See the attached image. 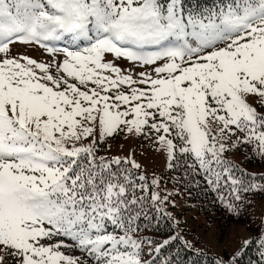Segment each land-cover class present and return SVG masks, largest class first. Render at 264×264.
I'll use <instances>...</instances> for the list:
<instances>
[{
  "label": "snow or ice",
  "instance_id": "6c2138e0",
  "mask_svg": "<svg viewBox=\"0 0 264 264\" xmlns=\"http://www.w3.org/2000/svg\"><path fill=\"white\" fill-rule=\"evenodd\" d=\"M122 132L202 177L229 214L264 194V175L229 158L248 146L264 161V0H0V264H181L163 255L174 242L199 264L159 177L99 154ZM165 217V238L143 235ZM254 244L248 264H264V231L215 264Z\"/></svg>",
  "mask_w": 264,
  "mask_h": 264
},
{
  "label": "rangeland",
  "instance_id": "374dc122",
  "mask_svg": "<svg viewBox=\"0 0 264 264\" xmlns=\"http://www.w3.org/2000/svg\"><path fill=\"white\" fill-rule=\"evenodd\" d=\"M56 46L62 47L63 44L58 43ZM12 51L13 54H27L38 61H47L51 58L39 45L29 46L17 43L12 46ZM118 64L126 70L134 69L136 72L142 70L138 65L133 66L132 62L123 59L118 61ZM98 151L99 153L103 152L105 156H128L131 154L141 165L138 171L143 172L149 178L159 177L161 195L173 193L170 199H175L178 205L177 207L169 205L168 210L172 211L175 218L180 221L179 230L182 235L194 243L197 248L227 259L243 238L251 236V231L243 223L234 221L227 227H223L216 219H209L206 213L197 206L196 201L188 198L181 187L174 182L168 172L165 154L144 139L131 137L123 132L118 135L113 134L99 143ZM257 157L259 156L248 150V146L232 151L229 156L241 168L253 173H257L258 170L264 171V165L261 167ZM177 189L178 194L176 193ZM145 231L143 235H145ZM65 251L71 255H80L78 251Z\"/></svg>",
  "mask_w": 264,
  "mask_h": 264
},
{
  "label": "trees",
  "instance_id": "16d2710c",
  "mask_svg": "<svg viewBox=\"0 0 264 264\" xmlns=\"http://www.w3.org/2000/svg\"><path fill=\"white\" fill-rule=\"evenodd\" d=\"M186 5H190L192 0H185ZM201 3H207L211 5L212 0H201ZM99 154L105 155L103 152ZM261 167L264 165L259 157L256 158ZM243 169V168H242ZM248 173H253L245 170ZM168 172L174 179V182L178 184L183 190L184 194L193 201H196L197 206L203 210L209 219H216L223 227H227L232 222L237 221L246 225V227L251 231V236L254 237L259 231H264L261 227L262 221H264V194H257L250 196V206H246V210L242 212L239 216L229 214L226 212L224 206L218 201L214 193L207 191V186L204 183L202 177L197 176L196 179L200 181L199 187L189 181L191 178H185L184 168L169 169ZM257 177L264 175V171L258 170L255 173ZM173 224L166 217L159 219L158 223L153 221L152 226H150L145 231V236H148L154 240H160L165 238L170 232H172ZM179 251L178 257L176 256L177 249ZM163 255H172L175 259H179L181 264L183 262L194 259L191 250L184 249L180 242H174L169 248H165ZM216 254L210 251H203V255L200 256L199 264H215ZM249 259L253 261L259 260L257 255V246L252 245L243 257V264H248Z\"/></svg>",
  "mask_w": 264,
  "mask_h": 264
}]
</instances>
